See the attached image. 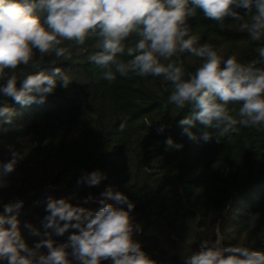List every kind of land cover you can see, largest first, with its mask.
<instances>
[{"label": "trees", "instance_id": "1", "mask_svg": "<svg viewBox=\"0 0 264 264\" xmlns=\"http://www.w3.org/2000/svg\"><path fill=\"white\" fill-rule=\"evenodd\" d=\"M236 10L241 15L247 11ZM39 15L44 22L46 13ZM187 23L196 46L207 44L224 59L235 56L240 63L257 61L264 68L258 53L264 39L251 40L232 17H225L221 27L197 8ZM97 39L89 37L83 45L65 41L64 57L41 58L35 52L38 68L30 63L14 70L19 77L60 67L73 81L67 88L58 85L44 103L21 106L9 99L15 115L11 124L0 120V160L11 158L10 149L24 158L5 177L7 186L0 187V210L5 203L23 200L17 218L29 246L45 233L60 243L77 230L69 228L59 236L44 227L48 198H68L74 206L95 211L101 207V194L111 187L134 202L130 215L139 230L133 239L154 264H183L185 254L199 250L202 241L215 239L217 233L225 246L264 251V127L238 125L219 142L215 136L205 142L199 131L203 125L197 122V139L189 140L179 120L191 113V106L179 110L167 104L171 85L162 77L117 73L116 80H105V70L88 59L99 50ZM130 41L134 38L126 43ZM178 62L185 78L202 63L187 52ZM161 123L166 128L158 133ZM169 137L183 146L166 148ZM94 170L104 179L89 186L83 177Z\"/></svg>", "mask_w": 264, "mask_h": 264}, {"label": "clouds", "instance_id": "2", "mask_svg": "<svg viewBox=\"0 0 264 264\" xmlns=\"http://www.w3.org/2000/svg\"><path fill=\"white\" fill-rule=\"evenodd\" d=\"M197 8L206 17L220 21L221 27L225 17H232L251 40L264 39V0H0V120L12 123L15 112L9 99L21 106L44 103L58 85L67 88L73 81L60 67L51 73H21L18 77L14 71L18 66L31 63L38 68L40 61L34 59L35 52L41 58L53 54L64 57L68 52L62 46L65 41L83 45L94 36L98 38L99 50L88 59L105 70V80H116L117 73H133L162 77L170 83L167 104L179 110L191 106V113L179 120L189 140L197 139V132L193 131L197 122L203 125L199 131L205 142L213 136L219 142L221 137L236 131L238 125L264 127V68L257 67V61L240 63L235 56L224 59L207 44L196 46L197 37L190 35L187 20ZM237 8L246 9V14L241 15ZM40 12L46 13L44 22ZM130 37L134 42L126 43ZM186 52L202 61L187 78L178 62ZM258 53L264 62V47ZM122 56L130 59L125 62ZM6 69L13 71L7 74ZM165 128L161 123L157 132L163 133ZM165 144L168 149L183 146L171 137ZM10 151V159L0 160V187L7 186L5 177L24 158L22 152ZM83 179L95 186L104 174L94 170ZM101 196V207L95 211L74 206L68 198L49 197L44 227L54 229L59 236L69 228L77 231L60 243L45 233V238L34 246H29L22 236L17 218L24 201L3 204L0 264H102L106 260L110 264H154L141 243L133 239L139 230L130 215L134 202L111 187ZM91 199L89 196L83 203ZM26 226L33 235H39L31 224ZM183 264H264V251L242 245L225 246L217 233L215 239L202 241L199 250L185 254Z\"/></svg>", "mask_w": 264, "mask_h": 264}]
</instances>
